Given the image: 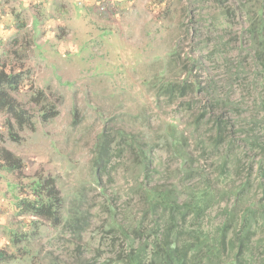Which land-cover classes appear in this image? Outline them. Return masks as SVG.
<instances>
[{
	"label": "rangeland",
	"instance_id": "374dc122",
	"mask_svg": "<svg viewBox=\"0 0 264 264\" xmlns=\"http://www.w3.org/2000/svg\"><path fill=\"white\" fill-rule=\"evenodd\" d=\"M82 3L72 8V21L55 0L51 8L45 0H5L0 7V62L19 57L28 64L36 88L59 111L43 122L30 93H14L36 126L17 131L18 142L9 138L8 117L0 118V147L24 163L16 171L0 163V264H101L123 250L107 234V211L117 220L142 212L135 186L144 178L123 136L147 153L151 186L196 185L197 178L182 175V156L214 184L223 173L226 187L250 180L258 195L259 153L249 140L264 142V76L248 29L250 8L264 0H123L98 13ZM167 82L184 93L164 94ZM212 116L231 121L232 144L207 143L215 134ZM168 125L185 134L184 149L170 146ZM104 141L109 164L97 178L93 161ZM49 179L63 201L58 224L28 206ZM228 201L215 207L208 225L220 221Z\"/></svg>",
	"mask_w": 264,
	"mask_h": 264
},
{
	"label": "trees",
	"instance_id": "16d2710c",
	"mask_svg": "<svg viewBox=\"0 0 264 264\" xmlns=\"http://www.w3.org/2000/svg\"><path fill=\"white\" fill-rule=\"evenodd\" d=\"M249 11L248 34L255 50V60L264 76V7L254 6ZM23 91L30 93L29 104L39 108L43 122L59 114L47 94L36 88L33 70L28 64L19 57L16 62H0V118L3 115L8 117L5 126L13 142L21 140L17 131L36 130L29 110L13 96ZM184 91V87H176V83L170 82L161 89L164 94L179 96ZM214 104L215 107L220 105L219 102ZM210 118L215 134L207 143L213 145L212 149L225 142L232 144L229 134L231 121L223 116ZM177 133L176 126L168 125L166 134L170 146L184 149L187 138L184 133ZM122 141L126 148L133 151V163L144 175L135 186L143 209L139 214L125 217V220H117L112 210L107 211L111 217L107 234L113 239L112 242L115 241L114 246L120 240L123 250L101 264H264V142L249 140L251 149L259 153L256 174L258 191H255L258 195H255L252 194L254 189L250 180L232 188L226 187L221 183L223 173H219L215 180L217 184H214L208 176L204 177L205 171L191 166L188 159L182 156H179L182 175L186 180L197 178L196 185H189L185 190L181 189L179 183L151 186L147 182L151 165L147 153L142 148L138 149L133 136H123ZM108 159L104 141L93 161L97 178L107 169ZM0 163H4L9 171L24 167L23 161L4 147H0ZM225 163H228L227 155L218 168L226 170ZM47 189L51 198L48 202L44 195ZM35 196L34 202L28 205L31 211L58 224L63 201L57 194L54 180L49 179L39 186ZM225 198L229 201L221 210L220 221L208 225L207 218L216 206L221 207V201ZM72 215L69 227L74 229L79 217L74 213Z\"/></svg>",
	"mask_w": 264,
	"mask_h": 264
},
{
	"label": "crops",
	"instance_id": "0c3cea01",
	"mask_svg": "<svg viewBox=\"0 0 264 264\" xmlns=\"http://www.w3.org/2000/svg\"><path fill=\"white\" fill-rule=\"evenodd\" d=\"M4 1H5V0H0V7H1V5L3 4ZM52 1H53V0H45L46 4H47L48 7H50V8L53 7L52 4H51ZM121 1H123V0H55V4H54V5H56L57 8H58L60 11L68 13L69 18H70L71 21H72V20L75 18V16H76V14L72 12V8H73V7H76L77 4H79V3H81V2H83L82 4L85 5V7H86L87 9L90 10V13H91V10H92V11H96V12L98 13L97 9H98L99 4H101V3H105V2H110V3L113 5L112 7H114V3L117 5V7H119ZM125 1H126V0H125ZM127 1H129V0H127ZM130 1H131V0H130ZM113 9H115V8H113ZM110 12H111V11H110ZM93 16H95V15H94V12H92V17H93ZM102 18H103V16H100V15H99V19H98V21H99V23H100L101 25H103V22H104V20H103ZM78 23H79V22L77 21V22H74L73 24H74V26H76ZM67 26H68L67 23H63L61 27H62L63 29H67V28H66Z\"/></svg>",
	"mask_w": 264,
	"mask_h": 264
},
{
	"label": "built area",
	"instance_id": "2783aa9c",
	"mask_svg": "<svg viewBox=\"0 0 264 264\" xmlns=\"http://www.w3.org/2000/svg\"><path fill=\"white\" fill-rule=\"evenodd\" d=\"M112 4L110 2H105V3H101L99 4V10H101L102 12H108L110 10V6Z\"/></svg>",
	"mask_w": 264,
	"mask_h": 264
}]
</instances>
